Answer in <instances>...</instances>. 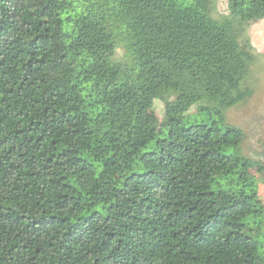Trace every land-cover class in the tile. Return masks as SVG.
I'll return each instance as SVG.
<instances>
[{
	"label": "trees",
	"instance_id": "obj_1",
	"mask_svg": "<svg viewBox=\"0 0 264 264\" xmlns=\"http://www.w3.org/2000/svg\"><path fill=\"white\" fill-rule=\"evenodd\" d=\"M218 1L0 0V264H264V0Z\"/></svg>",
	"mask_w": 264,
	"mask_h": 264
},
{
	"label": "rangeland",
	"instance_id": "obj_2",
	"mask_svg": "<svg viewBox=\"0 0 264 264\" xmlns=\"http://www.w3.org/2000/svg\"><path fill=\"white\" fill-rule=\"evenodd\" d=\"M217 6L220 14L228 13V0H219ZM248 33L253 47L260 55L252 70L254 93L244 103L230 108L227 116L245 132L244 152L256 162L252 171L260 181L264 201V19L251 23ZM148 111L158 123L162 122L164 104L161 100H150Z\"/></svg>",
	"mask_w": 264,
	"mask_h": 264
}]
</instances>
